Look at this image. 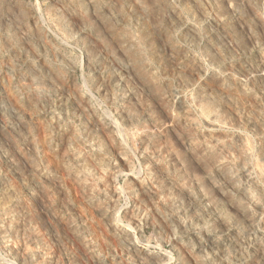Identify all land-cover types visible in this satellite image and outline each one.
<instances>
[{"label": "clouds", "instance_id": "clouds-1", "mask_svg": "<svg viewBox=\"0 0 264 264\" xmlns=\"http://www.w3.org/2000/svg\"><path fill=\"white\" fill-rule=\"evenodd\" d=\"M0 264H264V0H0Z\"/></svg>", "mask_w": 264, "mask_h": 264}]
</instances>
